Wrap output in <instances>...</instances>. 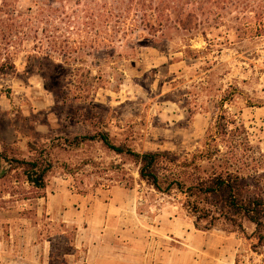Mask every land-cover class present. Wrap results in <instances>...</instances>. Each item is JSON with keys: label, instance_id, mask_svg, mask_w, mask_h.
Instances as JSON below:
<instances>
[{"label": "rangeland", "instance_id": "obj_1", "mask_svg": "<svg viewBox=\"0 0 264 264\" xmlns=\"http://www.w3.org/2000/svg\"><path fill=\"white\" fill-rule=\"evenodd\" d=\"M12 1L13 16L22 11V17L30 15L33 20L16 27L4 15L7 24L0 25V47L6 42L1 32L13 33L11 47L3 50L2 58L10 55L16 64L14 71L0 72V151L9 144L29 157L31 143L54 146L66 138L105 130L116 143L139 152L184 155L203 148L210 128L227 111L249 132L252 150L244 159L264 188V0H170L173 21L168 25L173 29L165 28V37L156 39L161 47L135 45L132 58L114 61L89 53H95L92 47L98 43L99 28L90 16L93 11L88 16L84 12L88 0ZM112 2L115 6L116 1ZM182 11L199 16L202 24L194 34L174 29L180 27L174 19ZM126 24L142 27L135 11ZM240 24L253 27L254 36L239 34ZM197 25L193 18L189 27ZM131 43H121L118 51L126 52V44ZM65 46L83 53L72 66L65 64L69 69L62 73L57 65L63 62L60 54ZM51 48L57 51L51 59L45 58ZM225 96L234 99L222 101ZM53 160L56 165L47 180L48 193L79 198L80 209L88 214L92 205L109 198L111 190L120 186L126 190L123 198L138 200V213L148 216L150 225L157 227L160 216L195 223L183 205L182 193L156 191L141 181L137 164L100 142L57 146ZM8 167L3 163L0 170ZM21 192L16 183L0 181V246L12 252L0 262L12 264L19 248L49 238L52 264L67 263L65 255L74 250L72 225L35 216L38 200L28 202ZM244 226L246 234L224 220L213 229L253 237L256 226L250 222ZM205 227L206 221H201L200 228ZM252 239L246 259L263 264L264 246L254 251L258 240Z\"/></svg>", "mask_w": 264, "mask_h": 264}, {"label": "trees", "instance_id": "obj_2", "mask_svg": "<svg viewBox=\"0 0 264 264\" xmlns=\"http://www.w3.org/2000/svg\"><path fill=\"white\" fill-rule=\"evenodd\" d=\"M88 1L90 3L86 2L84 12L88 16L90 10L93 11L90 16L92 15L91 18L99 28L96 41L98 43L92 47L95 53H89L98 55V59L114 61L125 57L132 58L133 55L130 53L137 46L142 45L161 47L156 39L159 41V38L165 37V28L173 29L168 25L173 21L172 14L168 10L170 0H115V6L112 0ZM12 2V0H3V5L0 6V25L4 28L7 24L8 19L4 18V15H7L12 25L16 27L29 24L33 20L32 16L22 17L24 16L22 11H19L17 16H13ZM91 4L93 7H90ZM131 11H135L143 28L126 27V20ZM74 14L78 12L74 10ZM193 18L198 25L189 27ZM176 19L174 21L178 22L180 27L174 29L179 32L182 30L187 35L194 34V29L199 30L202 24L197 14L185 15L183 11L176 14ZM69 22L73 23L74 20L70 19ZM11 30L13 31V28ZM236 30L242 35L250 33L254 36L253 27L244 24L238 26ZM1 35L2 40L6 42L0 47L2 49H0V72L6 73L16 69V64L10 55L4 57V60L2 58L3 50L9 51L11 47L13 33L6 34L3 30ZM202 35L207 36L206 28H203ZM125 41L133 44H126L128 46L126 52H119L118 46ZM1 43L3 42L0 40ZM188 49L192 51L191 48ZM56 51L51 48L45 58L51 59L52 53ZM81 53L82 50L65 46L60 54L63 62L57 65L59 72L67 73L69 67L67 68L65 64L72 66L79 60L78 56ZM225 97L222 101L234 99V96ZM250 105L255 106V104ZM227 135L232 138L228 139ZM94 142H100L108 150L137 164L141 181L152 186L156 191L165 194L174 191L182 193L185 196L183 205L195 217V226L198 229H202L201 221H206L204 230H211L217 226V222L224 220L246 234L244 224L250 222L256 226L253 237L258 240L253 244V250L258 251L264 246V188L260 186L254 173L250 172L252 169L250 162L244 159L252 150L249 132L244 123L228 115L227 111L223 112L216 124L210 128L203 148L184 155L161 150L139 152L126 144L116 143L111 134L105 130L66 138L54 146L46 144L37 146L31 143L29 157L24 156L13 146L5 144L4 149L0 151V168L3 163L9 167L0 170V181L11 182L13 185L16 183L22 188L21 193L26 200L43 197L46 195L48 177L56 165L53 160L54 148L57 146L75 148L82 143ZM76 232L77 227L72 226L73 238Z\"/></svg>", "mask_w": 264, "mask_h": 264}, {"label": "crops", "instance_id": "obj_3", "mask_svg": "<svg viewBox=\"0 0 264 264\" xmlns=\"http://www.w3.org/2000/svg\"><path fill=\"white\" fill-rule=\"evenodd\" d=\"M125 191L120 186L112 189L109 198L92 205L91 214L80 209L79 198L48 193L26 201L38 200L35 216L77 227L74 250L65 255V264H262L246 259L253 237L224 229H197L193 220L168 216L158 217L155 227L148 224V216L138 213V200L123 198ZM10 251L0 246V260ZM52 257L51 240L35 239L19 248L11 262L52 264Z\"/></svg>", "mask_w": 264, "mask_h": 264}]
</instances>
